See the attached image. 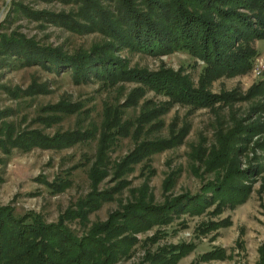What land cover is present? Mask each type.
Instances as JSON below:
<instances>
[{"label":"rangeland","instance_id":"1","mask_svg":"<svg viewBox=\"0 0 264 264\" xmlns=\"http://www.w3.org/2000/svg\"><path fill=\"white\" fill-rule=\"evenodd\" d=\"M157 1L182 2L225 34L219 9L250 18L255 32L235 26L225 48L249 68L217 75L176 44L145 52L125 43L118 0H87L100 11L94 23L86 0H0V208L62 233L72 258L97 250L106 264H264L261 9ZM13 36L109 57V69L80 79L25 63L4 50ZM178 80L204 95L179 101L160 90ZM169 249L180 256L167 261Z\"/></svg>","mask_w":264,"mask_h":264},{"label":"trees","instance_id":"2","mask_svg":"<svg viewBox=\"0 0 264 264\" xmlns=\"http://www.w3.org/2000/svg\"><path fill=\"white\" fill-rule=\"evenodd\" d=\"M200 2L204 3L203 0ZM118 3L120 5L117 9L120 16L119 27H123V29L117 28L116 34L119 37L122 36L125 43L133 47L140 48L145 52H153L167 49L173 43L176 44V50L199 56L207 64L206 71L217 75L234 71L241 72L249 68L247 57H244L243 53L227 54L225 48L227 49L231 44L230 40L234 34L235 26L255 32V29L250 25V18L234 13V11H230L228 15L219 9L218 15L222 14L226 20H229L228 23L230 22L227 29L231 32L225 34L220 27L216 29V25L204 20L201 15L194 14L182 2L173 7L161 5L157 0H118ZM85 4L87 18L91 20V23L96 22L100 12L97 6L90 5V3L88 5L87 0ZM207 4L209 8H216L212 2H207ZM247 4L258 6L261 9L262 18L254 17L257 23L261 26L264 25V0L250 1ZM87 8H92V11H87ZM107 24L112 26L108 22ZM111 30L115 32L113 29ZM218 37L226 38V40H219ZM4 44V50L7 53L14 57H21L25 63H47L59 70L70 68L80 79L86 78L92 73L98 74L109 69V57L97 56L93 58V55L90 54L67 56L59 49L38 47L32 42L15 36L4 41ZM157 79L156 81L160 82L159 78ZM165 82L168 83V81ZM165 82L161 83L163 86H160V90L179 101L183 100L182 98L186 95L192 98H199L198 94L204 95L202 92L189 90L185 82L178 80L173 87L165 85ZM258 89L264 92V81L258 85ZM61 234L42 224L36 215L27 214L21 219H16L10 211L0 208V264L107 263V261H100V255L103 252L97 250H90L86 255L72 258L69 255L74 249L62 245L64 236ZM55 237L58 240L54 241ZM169 250L167 261L178 258L181 254L176 249Z\"/></svg>","mask_w":264,"mask_h":264}]
</instances>
